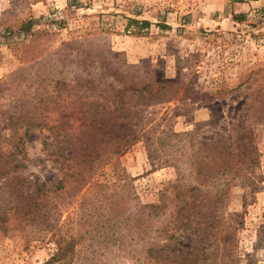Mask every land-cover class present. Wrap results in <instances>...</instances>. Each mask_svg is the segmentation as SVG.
I'll return each mask as SVG.
<instances>
[{
  "label": "rangeland",
  "instance_id": "1",
  "mask_svg": "<svg viewBox=\"0 0 264 264\" xmlns=\"http://www.w3.org/2000/svg\"><path fill=\"white\" fill-rule=\"evenodd\" d=\"M134 18L152 23L141 27ZM114 70L171 82L170 99L144 112L136 142L91 164L83 185L47 192L34 213L36 194L62 176L58 157L44 147L40 128L30 130L12 157L6 156L10 142L0 139L6 146L1 160L12 166L10 179L0 176V211L19 205L0 231V264H46L58 235L77 234L83 222L107 217L108 202L121 197L127 208L112 224L87 232L64 264H164L149 250L161 247L166 223L179 225L181 192L193 193V205L201 206L194 169L213 147L204 144L222 131L241 143L242 132L231 130L239 125L250 127L257 154L252 164L251 158L236 164L237 174L204 185L222 191L228 227L205 264H264V0H0V131L6 137L21 117L46 118L77 95L86 101L90 81L99 91ZM61 78L69 89L56 96ZM193 185L200 190L191 192ZM22 190L29 201L19 204L14 200ZM153 203L160 208L141 234L137 207ZM199 223L194 215L186 228L175 226L184 243L168 253L201 247Z\"/></svg>",
  "mask_w": 264,
  "mask_h": 264
},
{
  "label": "trees",
  "instance_id": "2",
  "mask_svg": "<svg viewBox=\"0 0 264 264\" xmlns=\"http://www.w3.org/2000/svg\"><path fill=\"white\" fill-rule=\"evenodd\" d=\"M233 2H245L248 0H231ZM132 21L140 24L139 26H150L152 23L149 19H132ZM34 21L29 20L25 23V28L28 30L32 27ZM162 27H169L166 24H159ZM117 70L107 73V77L113 80L107 83L106 86L100 87L96 80L90 81L92 84L93 94L91 97L83 101L82 96L77 95V98L66 101L54 106L59 111L50 115L46 114V118L41 119L39 116L21 117L16 123H13L10 132L11 138L4 135L3 130L0 131L1 142H10L11 147L7 151L6 156L12 157L25 142V138L29 136L32 128H40L45 131V138L43 139L44 147L49 152L57 156L56 162L58 165L61 177L54 183L53 188L42 189L36 194L37 199L34 200V213L40 209L44 203L42 196L47 192H59L67 189L70 186H81L87 180L86 170L91 168V164H97L104 161L107 155L120 154L129 145L136 142L144 133L146 117L144 112L150 108L151 105H158L161 102L170 99L168 94L170 89L168 87L171 82L157 80L150 77L149 79L138 78L133 74H116ZM91 74V73H88ZM100 79V78H99ZM64 82V83H62ZM62 83L60 91L57 95H62L64 90L68 91L66 87L67 82L64 79L57 80V84ZM55 92V91H54ZM163 98H166L165 100ZM150 119V117H147ZM145 120V123H144ZM233 125H237L234 123ZM230 130V129H229ZM232 132H242L239 137H242L241 143H234L232 135L227 131L216 132V134L204 144L213 145L211 152L206 154L201 160V164L194 169L197 176L201 177V206H194L195 199L193 193L189 198L185 197L181 192L180 200L176 206V221L166 223L162 229L164 233V242L157 250L150 249L149 251H157L152 257L159 262L169 264H205L210 259L213 253L211 249L217 245L219 235L226 232L227 225L223 221V204L221 205L222 191L218 189L208 190L204 187L209 178L228 177V174L240 171L241 165L246 160L252 164L254 158L253 154H257L255 143L251 141L250 127L247 125L233 126ZM228 134V135H225ZM237 133V135L239 134ZM57 145H60L58 148ZM5 145L0 146V176L6 175V179H10L8 170L12 169L11 163L5 158ZM208 148V147H207ZM206 148V149H207ZM205 149V150H206ZM54 150V152H53ZM56 150V151H55ZM238 150V151H236ZM5 156V157H4ZM87 182V181H86ZM197 185L190 186L191 192L200 190ZM22 194L16 193L15 202L24 204L29 201L28 192L22 190ZM20 198H22L20 200ZM12 201V203L14 202ZM14 209H19V205H15ZM13 208L6 205L4 210L0 211V231H6V225L10 223L8 212ZM127 208V203L124 197L112 199L108 202L107 217L87 220L81 224L77 234L67 236L66 234L58 235L54 241L56 251L46 264H64L69 255L77 251L79 244L82 242L86 233L89 231H98L104 228L108 223L112 224L120 213ZM160 206L158 204H141L137 207L135 214L136 229L142 234V231H148L149 219L152 214L157 212ZM198 215L201 217V223L198 224L197 230H201V247H190L188 250L175 251L168 253L169 250L176 248L184 243V240L177 236L173 230L175 226L178 228H186L192 216ZM91 224L90 229L85 226ZM86 228V229H84ZM235 228V227H234ZM81 229V230H80ZM84 229L86 232L82 231ZM106 229V228H105ZM224 237L220 238V241ZM233 241V240H232ZM227 242V240H226ZM187 261L188 263H185Z\"/></svg>",
  "mask_w": 264,
  "mask_h": 264
},
{
  "label": "crops",
  "instance_id": "3",
  "mask_svg": "<svg viewBox=\"0 0 264 264\" xmlns=\"http://www.w3.org/2000/svg\"><path fill=\"white\" fill-rule=\"evenodd\" d=\"M258 1V0H257ZM252 2H255V1H252ZM248 4V3H247Z\"/></svg>",
  "mask_w": 264,
  "mask_h": 264
}]
</instances>
